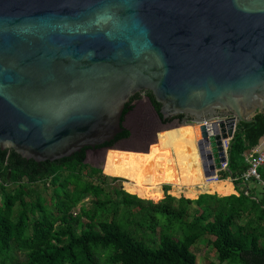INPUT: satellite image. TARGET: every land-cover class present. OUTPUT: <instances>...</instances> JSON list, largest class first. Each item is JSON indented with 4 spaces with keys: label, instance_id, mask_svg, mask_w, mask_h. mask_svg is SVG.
<instances>
[{
    "label": "water",
    "instance_id": "95a60500",
    "mask_svg": "<svg viewBox=\"0 0 264 264\" xmlns=\"http://www.w3.org/2000/svg\"><path fill=\"white\" fill-rule=\"evenodd\" d=\"M143 90L159 108L147 95L136 113L147 104L161 130L190 117L215 175L223 140L264 108V0H0L1 150L41 162L84 148L87 162L137 135L124 109Z\"/></svg>",
    "mask_w": 264,
    "mask_h": 264
},
{
    "label": "trees",
    "instance_id": "16d2710c",
    "mask_svg": "<svg viewBox=\"0 0 264 264\" xmlns=\"http://www.w3.org/2000/svg\"><path fill=\"white\" fill-rule=\"evenodd\" d=\"M263 134L264 108L238 123L229 141L218 178L230 177L237 194L220 180L207 184L213 193L200 186L193 196L181 192L188 198L108 176L84 161V148L41 162L0 149V264H196L192 247L204 239L216 254L206 264H264V163L260 180L241 179L245 154ZM157 157L175 168L165 154Z\"/></svg>",
    "mask_w": 264,
    "mask_h": 264
},
{
    "label": "rangeland",
    "instance_id": "374dc122",
    "mask_svg": "<svg viewBox=\"0 0 264 264\" xmlns=\"http://www.w3.org/2000/svg\"><path fill=\"white\" fill-rule=\"evenodd\" d=\"M143 102H145V98L142 99L140 104H143ZM141 106V105H140ZM134 114H132L133 116ZM130 117V118H129ZM129 119H131V114L127 115V120H126V125L131 127V129H135L137 127V125L129 122ZM137 117L132 118V120H136ZM168 130V132L165 134V138L166 137H170L172 134L176 133L175 139H177V137H179V140L187 143L185 141H190L189 137L193 136V132H191L190 130L188 132H183V134L186 135L185 138H183V136L181 137L179 134V131L177 128H173L172 126H167L163 129V131ZM162 130L160 129L158 131V133H160ZM157 133V134H158ZM134 141H137L138 136L137 135H132ZM156 140H157V135H156ZM155 141H150V144L156 143ZM189 143V142H188ZM131 151H137V150H131ZM152 153V152H151ZM163 154L166 155V160L171 162V163H176L177 169H174V171H179V175L172 179L171 184H166L168 183V181H158L159 176H162L160 174V169H163V172H166L165 175H168L170 172V169L173 168L171 167L169 169V167H167V164L162 165L160 163V161L158 160V154L156 156V164L153 163L154 167L150 165H145L148 166V168L150 169H145L143 167H138L142 166L141 162H137V161H130L127 165L126 170L122 171L119 170L118 172L115 171L112 174H109L108 176H115V177H119L121 179L127 180L126 178H132L136 181V184H134L135 186H137L139 189L141 190H145L148 192H152V193H160L162 192V194L164 192L170 194V195H179L181 194L184 197L185 194L181 193H187L191 194L193 196L192 193H190L191 191H193L194 188H196L197 186H200V188H202V190H210L211 193H213V191H215V187L213 185H207V184H212L213 182L216 181H207L204 179V175L202 172V167H201V161L199 158V154L197 152V148L196 145L191 146V145H185V146H180L178 144L174 145L173 147L168 144L165 147V150L163 151ZM91 157L88 156L87 159V163H89L92 166L97 165L95 161H91ZM213 162H215V158L213 159ZM176 168V167H175ZM180 171H182V173H180ZM103 173V172H102ZM177 173V172H176ZM175 173V174H176ZM171 177L172 174L170 175ZM170 176H166L165 178H161V180H168L170 178ZM230 179V178H229ZM123 181L121 182L122 187L124 188L123 185ZM162 184V187H152L149 188L150 186H155V185H159ZM165 185L169 186V189L167 191H164V187ZM125 189V188H124ZM128 192V191H127ZM173 192V194L171 193ZM203 193H207V192H203ZM217 194V193H216ZM219 195V194H218ZM143 198V197H142ZM188 198V197H187ZM193 199V198H192ZM83 204L88 205L89 204V198H85L82 201ZM74 211H78V208H76ZM192 250L194 251V253L196 254V264H206L209 261H216V254L214 252V250L212 249V246L206 241V239L204 240H199L197 241L193 247ZM17 257L22 258V255L20 253L17 254Z\"/></svg>",
    "mask_w": 264,
    "mask_h": 264
},
{
    "label": "flooded vegetation",
    "instance_id": "af4514ba",
    "mask_svg": "<svg viewBox=\"0 0 264 264\" xmlns=\"http://www.w3.org/2000/svg\"><path fill=\"white\" fill-rule=\"evenodd\" d=\"M148 91H139L134 96L130 98V102L127 104L125 108V112L130 111L129 114H131V119H129V122L137 125V127L134 130L135 134H137L138 138L137 141H134L132 135L128 133L126 129H123L122 132L118 133L113 139H111L109 142H105L103 144L95 146L93 149L89 150L90 154L89 156L93 161L96 162L98 166L102 168V171L112 174L115 171L119 170H126L125 167L129 165L128 163L132 161L141 162L143 167L145 165H150L154 167L153 163L156 164V156L157 154H163V151L165 150V147L170 144L172 147L176 144L180 146L185 145H191L194 146L196 143H184L180 141L178 138L175 139V134H172L170 137L165 138V134L168 132L161 131L158 133V131L161 128L160 123L157 121L154 111L151 107H149L147 104L139 109V112L136 113V107L139 104L142 99H144L148 94ZM155 107V106H154ZM156 109V108H155ZM158 110V109H157ZM132 114H134L132 116ZM137 117V119L134 121L132 118ZM130 118V117H129ZM190 117L186 115H178L173 116L169 119L162 120L163 123L168 124L167 126H172L173 128H177L179 131L180 136L183 138L186 137L183 132H188L191 129H194V125L191 123H182L184 121H190ZM175 121H179L180 123H174ZM130 126V125H129ZM166 126V127H167ZM131 128V127H130ZM191 128V129H190ZM125 133V134H124ZM158 133V134H157ZM157 135V140H156ZM156 143L150 144V141H155ZM118 145L122 148H138L141 149L148 148L146 151H131V150H118V149H110L107 150L102 157L103 149L110 146ZM152 152V153H151ZM91 160V161H92ZM160 174L162 176H159L158 181L162 182L163 179L161 178L165 177V173L162 169L159 170ZM179 174H177L178 176ZM167 176V175H166ZM127 180L132 181L134 184H136V181L132 178H126ZM172 179L167 180L168 182Z\"/></svg>",
    "mask_w": 264,
    "mask_h": 264
},
{
    "label": "built area",
    "instance_id": "2783aa9c",
    "mask_svg": "<svg viewBox=\"0 0 264 264\" xmlns=\"http://www.w3.org/2000/svg\"><path fill=\"white\" fill-rule=\"evenodd\" d=\"M230 138H226L223 140L225 146V153L228 149ZM245 160L248 163L247 169L241 174V179L243 182L250 180L251 178L259 179L258 168L264 163V134L261 135L257 141V144L250 149L249 152L245 154ZM228 158L225 162L221 164V169L216 171L215 175L210 177H204L207 181H219L221 179L218 178V173L221 170H225L227 168ZM230 178V177H229ZM231 179V178H230ZM246 191V190H245Z\"/></svg>",
    "mask_w": 264,
    "mask_h": 264
},
{
    "label": "crops",
    "instance_id": "0c3cea01",
    "mask_svg": "<svg viewBox=\"0 0 264 264\" xmlns=\"http://www.w3.org/2000/svg\"><path fill=\"white\" fill-rule=\"evenodd\" d=\"M191 129V128H190ZM191 132H193V134H194V129H191L190 130ZM178 139H179V137H177ZM190 139V141H185V142H189V143H194V139H195V134L193 135V136H191V137H189ZM175 164V167L176 168H169L170 169V172H169V174L167 175V176H170L171 174H175L176 172H177V174L179 173V171H174V169H177V166H176V163H174ZM164 169V168H163ZM162 169V170H163ZM180 173H182V171H180ZM165 177H166V175H165ZM164 177V178H165ZM223 180H225V181H228L230 184H231V186H232V193H235V194H237V192H236V190H235V186H234V184L232 183V181H231V179H229V178H226V179H221V181H223ZM220 181V180H219ZM242 188H244V186L243 187H241V189ZM232 193H229V194H232ZM228 195V194H227Z\"/></svg>",
    "mask_w": 264,
    "mask_h": 264
},
{
    "label": "bare ground",
    "instance_id": "6f19581e",
    "mask_svg": "<svg viewBox=\"0 0 264 264\" xmlns=\"http://www.w3.org/2000/svg\"><path fill=\"white\" fill-rule=\"evenodd\" d=\"M193 125V124H192ZM194 143H196L195 139H194ZM163 181H167V180H163Z\"/></svg>",
    "mask_w": 264,
    "mask_h": 264
}]
</instances>
